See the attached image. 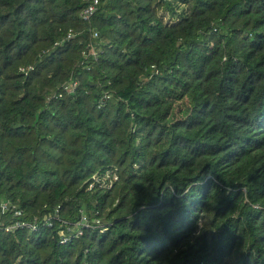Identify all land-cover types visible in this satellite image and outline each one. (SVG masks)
<instances>
[{
	"label": "trees",
	"instance_id": "1",
	"mask_svg": "<svg viewBox=\"0 0 264 264\" xmlns=\"http://www.w3.org/2000/svg\"><path fill=\"white\" fill-rule=\"evenodd\" d=\"M87 5L0 0V264H264V0Z\"/></svg>",
	"mask_w": 264,
	"mask_h": 264
},
{
	"label": "built area",
	"instance_id": "2",
	"mask_svg": "<svg viewBox=\"0 0 264 264\" xmlns=\"http://www.w3.org/2000/svg\"><path fill=\"white\" fill-rule=\"evenodd\" d=\"M88 2V5L86 6V8L83 10L82 12V17L85 20H90L91 17L93 16V14L97 11L98 9V5H99V0H85ZM95 35H97V33H95ZM72 36H74V31L71 29L68 32V38H71ZM34 69V66H30L28 68L26 67H22L21 70L25 73H29L31 70ZM76 85V83L74 84H65L64 85V89L65 90H73L74 86ZM62 95V94H61ZM105 97H108V95H106ZM118 179V175L114 174L112 171L107 172L106 176L100 177V176H94V182L91 184V187L94 186V184L96 182H101L103 184V186L105 187H112L113 183L115 180ZM11 205L9 202H2L0 204V228L4 229L5 231L9 232L12 230H15L16 228L19 227H24V226H28L30 229L36 230L38 229L39 226H37V223L34 222H26V221H17L16 223H12V224H5L1 221L2 216L10 209ZM13 209H15V215H21L22 211L12 207ZM104 224L101 222L100 219H95L93 222L90 220L89 216L86 213H83L80 220L77 222L76 226H75V230H74V234L71 235H62V242L66 243L68 241H70L73 236H79L82 235L84 233L85 228L88 227H96V226H103Z\"/></svg>",
	"mask_w": 264,
	"mask_h": 264
}]
</instances>
